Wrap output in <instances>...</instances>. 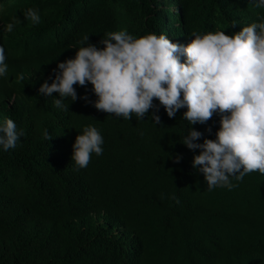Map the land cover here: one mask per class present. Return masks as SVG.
<instances>
[{"label": "clouds", "instance_id": "clouds-1", "mask_svg": "<svg viewBox=\"0 0 264 264\" xmlns=\"http://www.w3.org/2000/svg\"><path fill=\"white\" fill-rule=\"evenodd\" d=\"M146 2L144 20L151 18L154 29L140 38L124 29L108 32L102 50L77 47L66 24L40 29L35 9L25 12L34 23L29 28L18 17L22 10L11 13L13 22L0 35V90L10 97L0 147L15 148L23 136L13 120L24 112L20 100L26 111L29 98L30 106L39 99L33 113L79 102L89 119L100 111L129 120L135 114L147 134L176 148L175 158L153 155L157 165L144 171L147 185L164 182V206L138 210L120 203L122 216L106 209L92 214L101 219L87 244L110 253L98 255L99 263L135 264L143 242L190 234L196 251L174 257L173 264H264V0H199L201 26L194 31L186 29L183 0ZM25 58L34 63L24 66ZM154 99L162 107L151 112ZM218 115L215 140L205 138L211 130L202 124ZM44 131L50 140L54 131L47 122ZM103 135L86 126L76 136L71 160L77 168L108 170ZM200 138L203 143H193ZM185 146L199 154H183ZM195 179L200 186L193 195L189 183ZM115 181L99 182L104 203Z\"/></svg>", "mask_w": 264, "mask_h": 264}, {"label": "trees", "instance_id": "trees-1", "mask_svg": "<svg viewBox=\"0 0 264 264\" xmlns=\"http://www.w3.org/2000/svg\"><path fill=\"white\" fill-rule=\"evenodd\" d=\"M182 7L187 12L186 29L200 28L199 0H183ZM29 8L38 11L42 21L40 29L52 23L70 26L77 47L87 43L102 50L100 41L108 32L124 29L140 38L154 29L151 18L144 20L149 11L146 0H23L17 4L14 0H0V35L13 22L11 13L17 14L20 10L18 17L23 16L22 24L32 26L34 23L25 18ZM39 26L34 25L33 31ZM85 36L88 41L81 43ZM32 44L36 45V41L32 40ZM22 63L30 65L34 60L25 58ZM9 99L0 90V125L10 107ZM30 103L31 98L25 111L27 103L20 100L19 109L24 112L13 119L17 131L23 132L15 148L3 151L0 147V264H101L98 259L103 258L98 255L110 253L87 244L95 237L93 223L101 219L92 214L99 216L106 209L108 213L122 216L120 203L138 210H161L164 203L159 189L164 182L158 180L147 185L144 171L157 165L153 155L175 158L176 148L167 145L164 138L147 134L145 121L137 119L135 114L129 120L100 111L89 119L81 113L85 109L79 102L58 111L40 106L35 113L42 102L37 99L31 106ZM161 107L154 99L149 111H159ZM219 120L218 115L202 124L211 130L204 133L205 138L213 136L215 140ZM46 122L54 131L50 140L45 138ZM86 126L104 132L101 159L110 167L103 173L94 166L77 168L71 160L75 138L83 134ZM193 143H203V139ZM180 150L183 154H188L187 151L199 154V149L189 150L186 146ZM102 165H99L101 170ZM179 169L185 173L182 166ZM101 181L116 182L108 203H104L98 189ZM189 184L195 195L199 179ZM214 194L212 191L211 196ZM221 194L231 192L221 191ZM195 251L196 244L190 234L166 243L154 239L143 242L132 261L173 264L174 257Z\"/></svg>", "mask_w": 264, "mask_h": 264}]
</instances>
